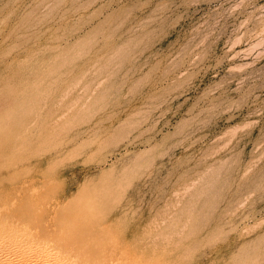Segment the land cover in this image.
<instances>
[{
    "label": "rangeland",
    "instance_id": "1",
    "mask_svg": "<svg viewBox=\"0 0 264 264\" xmlns=\"http://www.w3.org/2000/svg\"><path fill=\"white\" fill-rule=\"evenodd\" d=\"M0 259L264 264V0H0Z\"/></svg>",
    "mask_w": 264,
    "mask_h": 264
},
{
    "label": "bare ground",
    "instance_id": "2",
    "mask_svg": "<svg viewBox=\"0 0 264 264\" xmlns=\"http://www.w3.org/2000/svg\"><path fill=\"white\" fill-rule=\"evenodd\" d=\"M29 218H30V216H29ZM30 243V242H29ZM45 243H46V239H45V241H43L42 242V244H44L45 245ZM35 245H37V244H35ZM18 246V245H17ZM19 248V247H18ZM22 248H23V246H22ZM22 248H20V249H22ZM46 248V247H45ZM6 258V257H5ZM10 258V257H9ZM33 258H35V257H33ZM3 259V258H2ZM6 260V259H5ZM0 261H1V259H0ZM4 262V261H3ZM8 262V261H7ZM11 263V262H10ZM25 263V262H24ZM3 264V263H2ZM4 264H6V262L4 263Z\"/></svg>",
    "mask_w": 264,
    "mask_h": 264
}]
</instances>
